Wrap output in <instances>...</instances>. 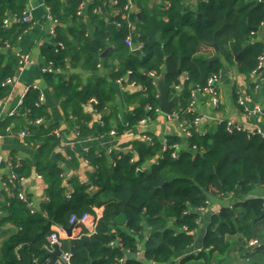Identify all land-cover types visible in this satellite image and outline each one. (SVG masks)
Returning a JSON list of instances; mask_svg holds the SVG:
<instances>
[{
    "label": "crops",
    "instance_id": "0c3cea01",
    "mask_svg": "<svg viewBox=\"0 0 264 264\" xmlns=\"http://www.w3.org/2000/svg\"><path fill=\"white\" fill-rule=\"evenodd\" d=\"M64 1L67 6L75 5V9L73 13L59 18L53 15L46 0H15L13 4L11 0H5V17L11 20L9 29H13V25L24 24L20 21L22 10H32L34 19L20 36L14 35L8 43H3V49L0 50L7 60L16 58L18 61L16 73L12 76L14 84L0 89V124L9 122L5 128L0 129L4 131L0 132V155L3 156V163L0 165V260L7 244L28 233L12 220L13 201L25 203L20 196L33 203L32 209L25 204L34 222H42L51 230L59 229L63 239L74 238V229L73 235L69 237L66 229L51 217L48 206L51 203L52 190L54 194L60 192L67 201L58 203V207L76 208L82 201L98 198L103 190L98 183L101 171L114 170L119 158L130 155L131 163H138L136 175L151 173L153 167L163 159L166 150L173 149V155L177 157L195 148L191 146V139L195 134L214 136L219 130L218 119L234 121L247 131L264 132V70L260 75L245 74L239 71L237 63L224 61L219 73L218 107L212 105L209 94L193 90V108L204 117L201 123L195 124L194 118L190 116L191 112L182 108L180 99L172 109V113H177L173 119L162 110L160 113L149 110L148 106L161 108L160 86L163 84L158 80L163 75L156 71H145L150 77L158 78L153 94L158 102L152 104L147 87L133 79L126 61L121 60L118 54H111L116 48L115 45L111 44L107 48H110L107 56L103 58L100 55L97 63L89 60L91 56L86 50L87 40L91 39L95 43L100 22L111 30L120 29L116 24L125 22L133 39L132 46L126 45L135 53L139 50L136 47L142 42L141 29L145 25L137 13H141L142 18L144 10L157 14L160 21L169 22V18L162 14L170 4L167 0H157L154 5L150 0H142V5L138 0H128L131 4L130 10L123 12L119 11L114 0ZM180 1L187 10L196 11L199 4L206 0ZM134 4L138 5L136 12L131 10ZM258 36L264 40L262 32ZM47 47H58L68 53L64 65L56 67L52 72L43 71L47 63L44 48ZM218 50L210 44L202 46L200 52L213 55ZM139 51L140 54H135H145L144 49ZM24 57L28 58V62L23 69H19L20 60ZM188 80L189 77L184 75L181 89ZM70 83L77 87L72 100L59 95L57 91ZM257 84L260 86L257 87ZM33 85L37 89L27 91ZM170 87L174 88V85ZM31 90L44 93L46 117L41 118L52 130L45 134L43 141L37 143L27 139L32 133V119L28 116V111L23 110V104L21 105L23 97ZM96 92L106 94L109 101L105 106H97ZM167 94L172 100L179 93L173 92L169 95L167 91ZM240 97L247 108L252 109L259 105L261 112L250 113L239 103ZM13 111L15 116L10 115ZM23 129L28 131L24 140L18 136ZM49 138L57 139L56 144ZM152 149H156L155 154L147 156V151ZM142 155L145 158L141 161ZM54 175L56 187L53 189ZM111 183L117 184L114 179ZM77 192L78 196L74 197ZM252 199L264 201V185H258L244 195L227 193L212 196L207 206L199 211V227L193 244L185 252L177 254L171 264H180L186 257H191V260L184 264H264V218L253 224V238L260 242L259 246L250 247V240H246L242 233H237L225 236L228 247L224 251H209L205 248V238L213 217L223 208H233ZM91 207L90 216L94 226L85 225L87 231L91 232L89 235L96 232L97 221L104 214L105 202L103 200L100 204L94 203ZM236 211L241 214L243 209L236 208ZM120 227H124V224ZM113 232L116 233L115 228ZM150 234L151 228L146 227L140 242L141 252H144ZM204 251L207 257H199Z\"/></svg>",
    "mask_w": 264,
    "mask_h": 264
},
{
    "label": "trees",
    "instance_id": "16d2710c",
    "mask_svg": "<svg viewBox=\"0 0 264 264\" xmlns=\"http://www.w3.org/2000/svg\"><path fill=\"white\" fill-rule=\"evenodd\" d=\"M14 1L11 0V3ZM116 1L120 12L130 4L128 0ZM167 1L170 4L162 14L169 18V22L160 21L157 14L142 11L141 20L145 25L140 37L145 44L144 55L138 56L126 45L125 39L130 31L125 22H120L122 27L117 30L106 28L100 22L95 43L87 40L89 60L97 63L103 51L111 44L115 45L111 54H118L121 60L126 61L133 79L147 87L152 104L158 102L153 96L158 78L150 77L145 71L161 73L169 95L178 93L170 86H181V79L187 75L189 80L179 91L185 110L193 100V90L205 87L211 75L219 74L224 61L237 63L239 71L245 74L258 70L260 57L264 54V40L258 36L259 32L264 35V2L206 0L199 4L196 11H190L180 0ZM46 2L53 15L59 18L73 13L75 9V5L67 6L64 0ZM138 2L143 4L142 0ZM5 15V0H0V50L3 43H8L14 35L20 36L29 27L28 23H24L9 29L4 26ZM255 28L258 30L255 31ZM253 31L256 33L252 34ZM214 41L219 45L215 54L200 52L202 46H209ZM44 54L47 62H53L58 68L64 65L68 53L58 47H47ZM17 67L16 58L7 60L0 52V83L15 75ZM75 90L77 87L73 83L65 84L62 90L57 89L58 94L68 100L75 97ZM39 94L40 91L31 90L22 103L23 110L28 111L31 119L46 117L43 104L38 102ZM95 95L98 107L105 106L109 101L104 92H96ZM190 116L194 118L195 114L190 113ZM8 124V121L1 123L0 129ZM30 127L32 133L27 139L34 143L43 141L45 134L52 131L47 123ZM50 138L56 144L57 139ZM191 146L196 149L177 157L173 156V149L167 150L151 173L136 175L138 163L132 164L130 155L119 158L114 170L101 171L98 183L103 190L98 198L82 201L76 208L58 207V203L67 201L60 192L54 194L52 190L48 206L51 217L66 230L73 228L76 231L74 238H61L63 250L73 253L72 264H112L120 259L124 260L121 264H171L177 254L185 252L193 244L199 227V211L207 206L212 196L227 193L244 195L256 186L264 185V136L260 133L230 134L226 125H222L212 137L195 134ZM155 152L156 149L148 150L146 155L152 156ZM144 158L145 155H142L141 161ZM112 179L117 182L116 185H112ZM55 187L54 175L53 189ZM78 194L75 193L74 197ZM103 200L105 210L97 221L95 233L89 235L85 225L70 223L73 215L90 214L91 206ZM13 202L12 220L28 233L4 247L0 264H33L35 258L43 260L52 230L42 222H34L25 203L19 200ZM135 207H140V211ZM236 208H242V213L237 214ZM263 214L264 201L261 199L223 208L212 219L205 248L224 251L228 247L225 241L227 234L242 233L246 240L254 239L253 224ZM121 224L124 227H120ZM146 227L151 228V234L144 252H141L140 242ZM199 257H207L205 251ZM189 260L191 257H186L180 264Z\"/></svg>",
    "mask_w": 264,
    "mask_h": 264
},
{
    "label": "built area",
    "instance_id": "2783aa9c",
    "mask_svg": "<svg viewBox=\"0 0 264 264\" xmlns=\"http://www.w3.org/2000/svg\"><path fill=\"white\" fill-rule=\"evenodd\" d=\"M115 3H117L116 0H114ZM260 2H264V0H259ZM125 10L128 11L130 10V4L125 6ZM34 19V13L32 12V10H24L21 17H20V21H22L23 23H28L30 24ZM11 20L9 19V17H7L4 20V26L8 27V25H10ZM118 28H121L122 24L120 22H118L117 24ZM262 27L264 28V23L262 25ZM256 32L253 31L252 34H255ZM125 42L127 45L132 46L133 45V39L130 35H128L125 39ZM139 50H142L145 48V44L143 42L139 43V45L136 47ZM28 62V58L24 57L20 60V66L19 69H23L24 68V64ZM260 68H263L264 70V54L260 57V61H259V66H258V70ZM55 69H57L53 62H47L44 67H43V71L44 72H52ZM258 70H255L252 74H258L260 75L261 73H258ZM262 81H264V76L262 78ZM218 82H219V74H213L209 77V79L207 80V84L205 87L203 88H196V90L198 91H203L207 94L210 95L211 97V101H212V105L216 108L219 106L220 104V94L218 92ZM14 84V77H7L4 81H2L0 83V88L1 87H6V86H11ZM260 84H257V87H259ZM175 90L179 93V91L181 90V86L180 85H174ZM30 89H37L36 85L30 86L27 88V91H29ZM180 95V94H179ZM193 95V94H192ZM25 96L23 97L24 100ZM195 98L193 97V100L191 101V103L188 105L187 109L195 114L194 117V122L195 124H199L203 121L204 117L201 114H198L196 112V110L193 108L195 106ZM23 100L21 101V105L23 103ZM45 100V95L43 92L40 91L39 94V99L38 102L43 104ZM96 101V100H95ZM97 102V101H96ZM239 103L246 109L248 110L250 113H259L261 112V107L259 105H256L254 108L250 109L246 107V103L245 101L240 97L239 98ZM149 110H155L157 113L161 112V108L158 107H151L148 106ZM15 111H13L12 113H10V115H14ZM175 116H177V113H171L169 114V117L171 119H173ZM30 124L31 125H37V126H42L45 124V121L43 118H36V119H32L30 120ZM218 126H222V125H226V130L228 133L233 134L234 132H247V133H260L262 136H264V132L261 130H257V131H247L244 127H242L240 124L235 123L234 121L231 120H223V119H218L217 122ZM58 137L60 136V134L57 132ZM18 136H20L21 138L26 139V137L28 136V131L26 129H23L22 131H20V133L18 134ZM2 136L0 135V138ZM164 149H167V141L164 142ZM196 149V147H195ZM167 151V150H166ZM175 156V155H173ZM3 163V156L0 155V165ZM1 167V166H0ZM14 178H16V176H13ZM23 201L25 203H27V205L29 207H33V203L29 202L26 198L20 196ZM71 224H76V223H81L83 225H87L89 227V224H92L94 226V223L91 219V216L89 213H85L82 216L78 217L77 215H73L71 220H70ZM88 233L90 234L91 232L88 231ZM61 234H60V230L59 229H54L52 230V232L50 233V235L48 236V245L46 247L47 250V255L45 256V258L43 260H39V258H35L33 260V264H72V257H73V253L71 251H65L63 250V244L61 241ZM118 241H120L118 239ZM248 245L250 247H256L260 245V242L257 239H251L248 242ZM57 249L61 250V254L57 257H54L53 254L56 252ZM124 260L120 259L118 262H114L112 264H121L123 263Z\"/></svg>",
    "mask_w": 264,
    "mask_h": 264
},
{
    "label": "water",
    "instance_id": "95a60500",
    "mask_svg": "<svg viewBox=\"0 0 264 264\" xmlns=\"http://www.w3.org/2000/svg\"><path fill=\"white\" fill-rule=\"evenodd\" d=\"M68 1H69V0H68ZM150 2H151V4L154 5V4L157 3V0H150ZM131 8H132L131 10H132L133 12H136V11H137V8H138V5H137V4H134ZM137 15H138V17H139L140 19H142V18H141V13L138 12ZM254 30L257 31L258 29L255 28ZM4 46H5V45H4ZM212 46H213L215 49H219V46H218L217 41H214V43L212 44ZM109 51H110V48H109V49H106V50L101 54V57L105 58V57L107 56V54H108ZM135 53L140 54V51L137 50V51H135ZM237 58H238V57H237ZM262 71H263V68H260V69L258 70V73H261ZM158 82H160V83H162V84L164 85V82H165L164 77L161 78L160 80H158ZM163 85L160 86L161 110H162V112H164L165 114H171V113H172V109H173V107H174V104L177 102L178 99H180V95H179V94H176V95H175V99L170 100L169 97H168V94H167V90H166L165 87H164L165 85H164V86H163ZM136 209H137V210H140L139 207H136ZM263 218H264V214H263L261 217L257 218V219H256V222L260 221V220L263 219ZM66 231H67V234H68L69 237H71V236L73 235V228H69V229H67ZM259 248H260V249H263V247H259ZM60 254H61V250H60V249H57L56 252L53 254V256H54V257H57V256H59Z\"/></svg>",
    "mask_w": 264,
    "mask_h": 264
}]
</instances>
